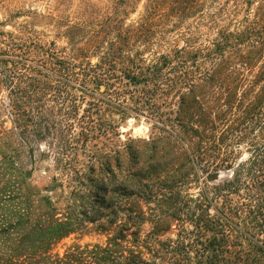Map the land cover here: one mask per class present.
I'll use <instances>...</instances> for the list:
<instances>
[{"label":"rangeland","instance_id":"1","mask_svg":"<svg viewBox=\"0 0 264 264\" xmlns=\"http://www.w3.org/2000/svg\"><path fill=\"white\" fill-rule=\"evenodd\" d=\"M218 43L233 45L230 62L202 103L213 120L227 114L214 120L217 135L246 117L264 86V0H0V171L33 172L0 193V264H199L203 192L229 182L252 157V139H263L256 129L231 148V166L213 168L208 155L192 164L175 137L187 124L204 130L199 107L181 113L189 90L176 83L185 71L210 74ZM163 56L160 80H128L150 78ZM53 57L90 69L87 91L47 74L34 76L42 89L7 82V71L26 75L27 64ZM227 87L242 106H224ZM59 224L71 228L60 239L51 235Z\"/></svg>","mask_w":264,"mask_h":264},{"label":"trees","instance_id":"2","mask_svg":"<svg viewBox=\"0 0 264 264\" xmlns=\"http://www.w3.org/2000/svg\"><path fill=\"white\" fill-rule=\"evenodd\" d=\"M244 35V33H236L232 37L237 42H243ZM232 47L233 45L222 43L214 45V49L211 51L219 54L220 61L218 64H215L216 66H214L211 73L195 77L191 71H185L184 75L177 79L176 83V87L183 88L187 86L189 90L188 93H181V113H183L184 117H187L191 109L195 107L201 109L202 116L204 117L203 121H201L204 130L201 129L199 131L187 124L184 127V138L175 135L185 146L188 158L192 164L195 165L196 159H205V155H208V158L214 159L210 164L213 168L231 166L232 158L235 155V151L231 148L235 144H240V141H243L251 133L256 132V129H260L263 136L262 143H258L255 138L252 139L251 142L254 149L252 157L247 163L238 165L229 182L215 187L212 195L207 190L203 192L202 200L200 201V214L195 218L197 220L196 227L199 235L203 238V241L200 243L201 249L197 252L199 264H264V86L260 91L259 98L245 109L244 114L246 117L240 116L237 119H233L231 124L227 125L219 135L216 133L217 126L214 120L226 121V112L220 111L221 113L219 112L218 115H215L213 120L212 116L202 109L203 97L206 95L204 90L218 83L221 79L223 69L230 62V59L226 58V53ZM225 48H229L228 51ZM188 51L177 49L175 55L184 58ZM46 54L48 55V53ZM211 55L212 52L208 51L203 57L207 60L211 58ZM193 57H195L194 54ZM4 61L8 64L15 63L9 59ZM169 61L170 58L168 56H163L160 58V63H156L149 69L152 72L150 78L153 77L151 80L149 77H145V75H142V77H137L136 75L126 76H128V80L135 84H148L150 81H158L162 78V65L167 64ZM40 62L42 64L37 66L27 64L25 68L26 75L16 76L14 72L7 71L8 74L11 73L7 82L13 84V80H22V83L24 80L25 83V79H27L30 81L26 83L27 87L37 90L43 87H40L41 84L38 81L33 82L34 76H45L47 74L59 78L61 80L60 83H67L78 89L81 88L83 92L87 91L86 84L89 79L87 73L91 70L87 69L84 64L79 65L78 63H71L59 58L55 59L54 57L49 65L45 61L41 60ZM50 69H52V73ZM72 79H74V82L70 81ZM261 80L264 82V74ZM45 86L48 85L45 84ZM225 93V107L235 108L236 106H242L240 99L232 97L230 88L227 87ZM196 138L201 139V141L205 139L211 141L209 148L206 150L202 148L201 144L196 142L198 140ZM208 151H210V154L207 153ZM9 161L10 163L14 162L12 158ZM229 170H232V167ZM202 172L207 174L206 179L208 181L216 182L218 180V176L216 177L211 173H207L206 169H202ZM15 174L23 181H28L33 176L32 170H21L17 171V173L13 171V175L10 172L0 171V183L2 184L4 181H7L0 187V193L9 192V196L15 193L16 188L11 183L15 182L13 180L16 179ZM8 183L10 185L6 186ZM122 191L123 196L128 197V192L132 190L125 186ZM40 200L45 201L48 205L51 204L50 200L46 197ZM212 209L214 210V215H211ZM29 215L33 216V213L30 211ZM69 226V224H59L51 235L59 239L63 238L71 232ZM209 233L212 234L211 237H208L207 234ZM124 260L126 261L127 259ZM134 264L147 263H143L142 259H139Z\"/></svg>","mask_w":264,"mask_h":264}]
</instances>
